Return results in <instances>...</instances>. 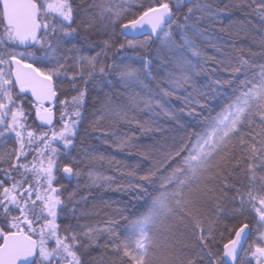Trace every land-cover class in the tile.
<instances>
[{"label":"snow or ice","instance_id":"snow-or-ice-1","mask_svg":"<svg viewBox=\"0 0 264 264\" xmlns=\"http://www.w3.org/2000/svg\"><path fill=\"white\" fill-rule=\"evenodd\" d=\"M228 10L264 33V0H0V264H264V62L212 32ZM90 89L97 140L135 147L123 124L164 136L147 171L119 181L105 154L72 156ZM81 188L143 203L90 223L102 209Z\"/></svg>","mask_w":264,"mask_h":264},{"label":"trees","instance_id":"trees-1","mask_svg":"<svg viewBox=\"0 0 264 264\" xmlns=\"http://www.w3.org/2000/svg\"><path fill=\"white\" fill-rule=\"evenodd\" d=\"M221 5L223 3H228L229 0H220ZM220 19L221 23H217L213 26L212 32L216 33L218 36L222 37L220 43L227 42L228 45H234V48L227 47L225 50L228 51L233 57L237 55H243L245 58L249 59L252 62L261 63L264 62V57L259 55V53L264 50L262 48L260 37L262 34L259 29H261L262 22L255 16H248L244 12L236 10H228L222 12ZM251 20L252 24L248 26V35L241 33L239 37L235 35L234 29H229V25L235 24L239 25L241 22ZM221 28L227 29L226 31H221ZM119 31V29H117ZM122 37H117V41L122 40ZM143 39V38H142ZM99 44V41H96ZM243 49V53H240L238 50ZM98 50L96 48L88 49L89 54H94V51ZM206 52L209 55H214L217 58H220L221 53L216 52L211 47L205 48ZM256 53L257 55H253ZM125 59L129 61H139V57L131 50H126ZM207 67L209 69L216 68L217 65L209 62ZM155 74V73H154ZM221 77L228 78L229 74L223 71L216 73ZM208 77L201 76V80H205ZM80 87H83L81 84ZM110 86H105V91L108 90ZM113 93H117V89H112ZM98 99L96 91L89 90V99L86 103L85 110V121L80 129V135L77 139L76 146L71 149L73 157H79L81 153L86 149H95L97 152L103 153L106 156L112 159V163L103 162L98 164L96 167L99 171L104 172L105 174L112 175L116 177L119 181H125L131 179L126 175L127 171L130 169H135L140 172H145L152 165L151 159H145L139 161L137 156L141 155L147 149L153 150V155H157L155 149L160 148L165 144V138L161 133H144L139 129L135 124L127 125L123 124L120 128L127 132L128 136L132 138L135 147L131 149H126L123 151L116 150L114 147H110L108 144L104 143L103 140H97L96 136L100 135L99 132H93L90 127V122L93 119L92 113L94 111L92 105ZM173 104H176V101H172ZM141 118H144V114H141ZM159 122L164 124L165 128H168L171 125V121H168L165 117L160 116ZM188 117H185V120H188ZM138 160V162H137ZM139 182V181H137ZM67 183V181H66ZM75 180H72L69 183V188L75 186ZM81 192L84 195L88 196V208L91 209L93 205L97 206L98 210H101L100 216H94L89 219L90 223L100 222L102 224L103 220L106 219L104 212H112V209L121 208L126 209L125 215L129 213L136 212L139 206L143 201L137 200L136 193L129 191H97L93 190L91 194L88 193L87 189L81 188ZM106 205H111V208L106 207ZM116 230L123 234L126 229V224L123 220L119 224L115 225ZM184 229L181 227V231ZM183 239H190L189 236H185ZM94 255H99L102 251L100 248L93 249ZM189 251V250H185ZM191 254V253H190Z\"/></svg>","mask_w":264,"mask_h":264},{"label":"rangeland","instance_id":"rangeland-1","mask_svg":"<svg viewBox=\"0 0 264 264\" xmlns=\"http://www.w3.org/2000/svg\"><path fill=\"white\" fill-rule=\"evenodd\" d=\"M137 159H138L139 161H143V160H145L146 158H145L143 155H139V156H137ZM138 160H137V162H138Z\"/></svg>","mask_w":264,"mask_h":264},{"label":"water","instance_id":"water-1","mask_svg":"<svg viewBox=\"0 0 264 264\" xmlns=\"http://www.w3.org/2000/svg\"><path fill=\"white\" fill-rule=\"evenodd\" d=\"M144 38V37H141V39Z\"/></svg>","mask_w":264,"mask_h":264}]
</instances>
